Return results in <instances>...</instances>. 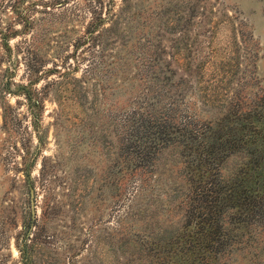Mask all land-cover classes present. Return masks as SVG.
<instances>
[{
	"label": "rangeland",
	"instance_id": "rangeland-1",
	"mask_svg": "<svg viewBox=\"0 0 264 264\" xmlns=\"http://www.w3.org/2000/svg\"><path fill=\"white\" fill-rule=\"evenodd\" d=\"M5 1L57 69L37 135L0 116V264H264V215L231 220L235 235L205 247L182 216L178 145L118 137L139 123L131 111L199 127L263 92L264 0H114L115 20L92 31L90 0ZM7 100L23 112L0 68V114ZM237 162L225 158L222 177Z\"/></svg>",
	"mask_w": 264,
	"mask_h": 264
},
{
	"label": "trees",
	"instance_id": "trees-1",
	"mask_svg": "<svg viewBox=\"0 0 264 264\" xmlns=\"http://www.w3.org/2000/svg\"><path fill=\"white\" fill-rule=\"evenodd\" d=\"M9 6L7 1L0 0L1 92L17 96V103L19 101L24 110L20 113L5 101L1 107V127L10 132L23 124L25 135L26 130L37 135L36 124L46 95L42 90L49 83L46 80L49 74L57 68L54 62L53 67L47 66L31 33L30 37L25 36V23L20 29L14 27L21 11L15 9L13 16L12 5L6 10ZM115 6L114 0H90L94 17L86 28L92 31L98 24L112 23L117 17ZM3 14L8 15L7 21L2 20ZM16 37L19 39L10 42ZM207 61L204 64H208ZM202 67L201 61L196 64L197 70ZM17 72L19 79L15 82ZM40 81H43L41 87L37 86ZM161 112V108L154 107L144 113L131 111L130 117L137 116L139 123L123 130L118 137L140 151L167 141L178 145L186 170L182 216L186 224L194 222L197 226L203 245L217 251L236 233L231 220L243 221L254 214L264 215V91L254 94L243 107L237 98L230 101L220 117L199 127L191 125L190 118L172 122L160 115ZM232 154L238 156V162L227 177H222L220 165ZM24 162L27 163L23 158ZM23 167L21 171H25L27 165ZM155 264H162V260L157 258Z\"/></svg>",
	"mask_w": 264,
	"mask_h": 264
}]
</instances>
